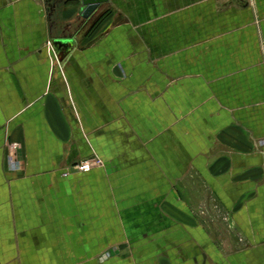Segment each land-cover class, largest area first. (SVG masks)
<instances>
[{"label":"crops","instance_id":"1","mask_svg":"<svg viewBox=\"0 0 264 264\" xmlns=\"http://www.w3.org/2000/svg\"><path fill=\"white\" fill-rule=\"evenodd\" d=\"M84 8L0 0V264H264V0Z\"/></svg>","mask_w":264,"mask_h":264},{"label":"built area","instance_id":"2","mask_svg":"<svg viewBox=\"0 0 264 264\" xmlns=\"http://www.w3.org/2000/svg\"><path fill=\"white\" fill-rule=\"evenodd\" d=\"M48 45L54 51V48L50 46V42L48 43ZM50 59L52 63L55 61V59L52 57H50ZM5 145L7 149V162L10 168L15 169L17 167L16 154H17V150L19 146L17 143L11 142V141H7ZM99 165H102L101 159L94 156V157L76 161L69 167L68 171L86 172L92 169L93 167H96Z\"/></svg>","mask_w":264,"mask_h":264},{"label":"water","instance_id":"3","mask_svg":"<svg viewBox=\"0 0 264 264\" xmlns=\"http://www.w3.org/2000/svg\"><path fill=\"white\" fill-rule=\"evenodd\" d=\"M108 0H81L82 4L85 6L82 11V16L87 17L91 14L100 4L106 3Z\"/></svg>","mask_w":264,"mask_h":264},{"label":"rangeland","instance_id":"4","mask_svg":"<svg viewBox=\"0 0 264 264\" xmlns=\"http://www.w3.org/2000/svg\"><path fill=\"white\" fill-rule=\"evenodd\" d=\"M53 46V45H52ZM54 48V47H53ZM209 73H211V72H209Z\"/></svg>","mask_w":264,"mask_h":264}]
</instances>
